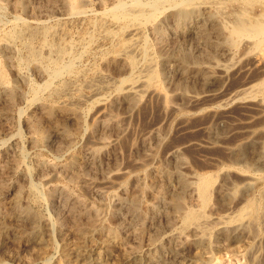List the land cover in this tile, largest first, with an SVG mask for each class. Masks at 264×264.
<instances>
[{"label": "rangeland", "instance_id": "obj_1", "mask_svg": "<svg viewBox=\"0 0 264 264\" xmlns=\"http://www.w3.org/2000/svg\"><path fill=\"white\" fill-rule=\"evenodd\" d=\"M78 1L82 4L81 14L70 12L66 0H0V64L7 77L6 85L14 90L10 98L6 92L2 93L0 85V180H3L0 183L3 185L0 186V217L6 225L0 236V264H57L63 242L72 245L75 240L74 223L62 206L64 198L69 203L97 208L100 216L94 218L98 221L102 218L107 226L120 228V237L111 242V251L105 253L114 264H153L155 254L159 255V264L186 263L188 260L190 263L201 254L206 256L205 261L212 258L217 264H252L251 249L258 250L261 262L264 261V208L258 226L250 229L249 237L241 240L216 229L209 234L212 242L206 248L196 242L192 236H198L193 232L183 240L172 239V232L181 226V218L172 214L167 202L159 199L160 193L171 197L180 191L179 173L191 179L198 173H215V188L206 207L209 214L225 212L249 197L264 202L261 194L264 190V156H260L258 142L264 131V94L248 92L244 94L245 100L241 95L230 99L238 94L243 80H253V84L259 77H264V53L261 61L258 58L264 45L257 46L252 37L236 38L233 43L227 41L229 28L240 11L256 18L263 12V5L243 7L239 0H193L187 7L198 6V13L181 22L176 16L179 7L167 1L155 18L142 24L162 74L163 90L170 98L171 105L167 106L153 89L144 92L133 104H129L124 93L115 90L121 77L130 73L128 64L114 53L117 41L108 38L92 23L117 0ZM16 16L32 25L39 22L55 25L62 41L70 45L79 73L56 79L52 86L57 87L66 79L67 92L58 95L47 89L41 98L30 100V87L44 84L48 75L34 64L19 65L16 53L4 45L3 34L14 25ZM128 35L126 33L125 37ZM35 42L39 44L38 39ZM183 53L192 54L196 60L184 62ZM138 57L140 59V55ZM143 67L140 60L133 74L140 73ZM91 80L100 88L89 95L91 88L87 83ZM172 106L179 109V114ZM108 111L112 116L110 122L102 125L99 119ZM248 135L256 140V144L247 149L246 160L235 162L238 147ZM102 138L111 143L104 144ZM92 145L98 148L90 157L86 149ZM175 147L181 148L182 161L172 157ZM140 163H147L145 170L138 167ZM27 167L31 170L30 176L25 175ZM248 175L260 177L259 181L252 180L256 186L249 190L246 187ZM43 177L52 179L63 189L57 191L53 199L46 197L47 200L36 202L29 194L28 183L30 179L39 182ZM121 181L124 186L118 185ZM223 184L229 191L221 196L219 189ZM17 185L21 186L18 191ZM47 187L45 185L44 191ZM99 189L115 191L123 198L140 195L141 210L148 218L137 224L128 214L119 212L118 200L113 193L103 197L97 193ZM183 196L187 205L198 207V200L190 189L184 190ZM17 201L30 204L33 210L51 221L66 220L62 234L54 232L55 247L50 246V251L42 253L43 256L29 247L32 245L28 236L24 234L22 239L17 238L20 231L29 229L23 230L14 216ZM152 203L159 209L153 219L148 208ZM44 238H49L46 231ZM74 261L70 264H83L85 260L80 257Z\"/></svg>", "mask_w": 264, "mask_h": 264}, {"label": "bare ground", "instance_id": "obj_2", "mask_svg": "<svg viewBox=\"0 0 264 264\" xmlns=\"http://www.w3.org/2000/svg\"><path fill=\"white\" fill-rule=\"evenodd\" d=\"M66 1L68 2L70 12H72L74 14H78V13L81 14L80 12L82 9V4L78 0H66ZM167 1L170 3H173L179 7L177 12H176V16H177L178 20H180L181 22L186 20V19L190 20L192 18V16H194L195 14L198 13V9H199L198 6L193 5V6L187 7L188 4L190 2H192L193 0H148V1H144V0H117L116 2H114V4L111 7H108L107 9L105 8L106 10L103 11V13H101L100 18L95 19V21H93L94 23H92L94 25V27L98 28V30L99 29L103 30L108 38L115 39V41H117V44L113 48L114 53L116 54V56L122 58L128 64L130 73L127 76L121 77V79L115 85V90H118L119 92L124 93L125 96L129 100L128 101L129 104H133V103L137 102L138 99L140 98V96H142V94L144 92H146L147 90L153 89L158 94H160V96L163 97L164 103L167 106L171 105V103L169 102L170 98L168 97V95L163 90V86L161 84L162 83L161 82L162 74L156 65V61H155V58L153 55L152 48L148 42V39L144 35V32H143L144 27L142 26V24L147 23L152 18H155L156 15L162 10L164 3ZM239 1H240V3H242L243 7H248L249 5L258 4V3L262 4L264 7V0H239ZM240 12L241 13H239V14L236 13V16H237V14H238V16H237V18H235L233 25L229 28V36L227 38V41L233 43V42H236V38L252 37V38H254V43L257 46L264 45V10L256 18L247 16L246 12H244V11H240ZM54 26L47 24L45 22H39L36 25L35 24L32 25L31 23L27 22L22 17L16 16L14 19V25L10 29L8 28V30H6L4 32L3 37H2L4 40V45L6 47H8L11 50V52L16 53L17 60H18L17 63H19V65L27 66L30 64H34L43 73H46L48 75L47 76L48 79L44 84L32 85L30 87L31 96H32L30 100H32V101H36L38 98H41L40 96H41L42 92L44 90H47V89H50V91L52 93L58 94V95H61L62 93L67 92L68 82L66 79H65L66 82H65V80L64 81L62 80V83L61 84L59 83L60 85H58V86L56 85L57 87H55V86L52 87L53 82L56 79H61L62 77L67 76V75L74 77L75 74L79 73V71L76 69V66H75V57L73 56V54L69 50L70 45H68L62 41L61 36H59L57 34L58 28H56ZM155 26H156V29L159 30V26H157V25H155ZM202 26H203V24H202ZM200 31L201 30H199V32ZM64 32H65V30H64ZM159 32H162V30L160 29ZM126 33L129 34L128 35L129 37H127V38L125 37ZM200 35H203V34H200ZM194 36H195V34H194ZM36 39L39 40V44H37L35 42ZM208 39H209V37H208ZM203 45H205V44H203ZM160 46H162V45H160ZM260 52H262V53H259L260 55L258 54L259 56L258 55L257 56H258L259 60L261 61L263 59L261 54L264 53V48H261ZM138 55H140V59H139ZM196 56H197V54H196ZM181 57H182V60L184 62H186L188 60H196L195 57L190 53H183ZM9 58H10V56H9ZM140 60H142L144 67L140 73L134 75L133 71L136 70ZM162 62H164V61H162ZM232 63H234V62H232ZM241 68H242V66H241ZM248 80H250V79H248ZM248 80L245 79L240 83V85L237 89L238 94L236 96H232V98H230L231 100L234 98H240V97H238L240 95H241V98H243V100H245L246 97L244 96V94H246L248 92L253 94V95L256 93H263L264 94V77H262V78L259 77L257 80L255 78L256 81L253 84H252L253 80H250V81H248ZM97 81L99 82V80H97ZM106 81H107V79H106ZM115 82H117V81H115ZM6 83H7V77H6V74L4 73V70L1 68V64H0V85H2V87H3V89L1 91L3 94L6 92V94H8V97L12 98L14 95V90L11 87L7 86ZM87 84L91 88V89H89V95L95 94L96 92H98L97 90L100 87L98 85H96V83H93L92 80H91V82H89ZM105 86H108V85L106 84ZM109 86H110V84H109ZM112 86H114V85H112ZM69 93H70V91H69ZM260 105H262V104H260ZM127 106H128V104H127ZM4 108H5V106H4ZM172 108L177 113L179 112V109L176 106H172ZM111 117H112L111 113H109V111H108V112L103 114V117H101V119H99V122L102 125H108ZM158 131H159V129H158ZM253 131H254V129H253ZM262 132H263V134H261V135H263V137L261 138L260 141L258 138V142H260V144L258 143L260 146L259 147L260 151H261L260 156H262V155L264 156V131H262ZM251 135L244 137L243 142H241V144L239 143L240 145L238 147L239 150L237 153L235 151H232V152L236 153L235 162L243 160L245 158L247 149L250 150V147H252L254 144H256L255 139H253V138L250 139ZM103 143L104 144H110L111 140L104 138ZM97 148L98 147L92 145L86 149V152L88 153V155H90V157L94 156L97 152ZM180 149L181 148H179V147H175L171 152L172 157L177 161H182ZM236 151H237V149H236ZM250 153H249V155H250ZM256 156L258 157V155H256ZM93 159H95V158H93ZM184 159H186V158H184ZM244 160H246V159H244ZM257 163H258V161H257ZM138 167H142L143 170H145L147 167V163H140V165H138ZM30 171L31 170L27 167L26 171H24L25 175L28 176L30 174ZM230 171H232V170H230ZM129 174L131 175L130 172H128V175ZM138 176H139V174H138ZM248 176L249 177L246 176L248 178V180L246 182V187L249 190L250 188H253L256 186V182L254 183L252 180L259 181L260 177L257 175H255V176L248 175ZM189 177H186L180 173L178 174V180L180 182L181 188H180V191L173 193L171 197L170 196L166 197L165 195H163L164 193L159 194V199H162V201L165 204L167 202L168 205L171 206V208L173 210L172 214H174V215L176 214L181 218V222H182L181 226H179L177 228V230L172 232V235H171L173 237L172 239L175 238L176 240H183L184 238L187 237L188 233L193 232L194 233L193 235L198 236V238L192 236L193 238H196V242H199L200 244H202V245L206 246V248H208L212 242V241H210L209 234L212 233L216 229H219V231L224 230V232L226 231L228 233L227 235H231V236L234 235V237L237 236L241 240H244L246 237H249L248 233H249L250 229L252 227L256 226L260 220V217L263 213L264 202L259 201V200H255V199L249 197V198H246L245 201L242 200L243 203L241 205L236 206V207L235 206L230 207L225 212H222V213L221 212H218V213L212 212L209 214L208 212L210 210H208V212H207L206 207L208 206V204L210 202V199L212 196V191L215 188V184H216L215 173H214V175L210 174V173H198L192 179H191V177L190 178ZM30 180L28 183L29 194H31V197L34 200H36V202L43 201L44 199H46V197L53 199L56 192L63 189V187H60L57 184L53 183L51 181L52 179H50V178H44L39 182H33ZM1 181L3 182V180H0V183H1ZM228 181H229V179H228ZM123 183L121 181L118 185H123ZM259 184H261V183H259ZM45 185L48 186L47 191H44ZM234 185H235V183L233 184L232 188H234ZM17 187H16V190L21 189V186L19 187L17 185ZM187 189L188 190L190 189L193 192V194L196 196V198L198 200V204H196V205L198 207H195V206L193 207V206H189V204L188 205L186 204V202L184 200L183 192H184V190H187ZM216 191H218V190H216ZM228 191H229V187L227 188V186H225V184L220 186L219 193L221 196L226 195L228 193ZM248 192H247V194H248ZM97 193L101 196H103L104 194L106 195V193L107 194L113 193L112 195L115 196L118 200L117 209L120 210L119 212L122 211V213L124 212V213L128 214V216L131 217V220L136 221L137 224L144 223L146 218H148L147 217L148 214L144 215L143 211L141 210V207H140V205H141L140 198L141 197H140V195H138L140 198L136 195L131 196V197H127V198H123L122 196H120L115 191H112V190L104 191L101 189L97 190ZM63 194H65V193H63ZM261 194L264 196V190H263V192H261ZM63 196H65V195H63ZM141 196H142V194H141ZM169 197H170V199H168ZM216 197H217V195H216ZM143 203H145V202H143ZM81 204L83 206L78 205V203L77 204L76 203H69L66 198L63 199V205L62 206H64V210L66 209L68 218H70V220L74 223L75 240L72 242V245H70L66 241L63 242L62 248H61V257L57 261V264H70L72 261L75 263L74 260L79 259L80 257H84L85 261L83 262V264H114V263H112L113 261H109L107 259L109 256L107 258L105 257V253L111 251V247H112L111 242L116 241L120 237V234H119L120 228L107 226L106 224H104V219H102V218H100L98 221L97 218H94L97 215H99L98 209L97 208L94 209L92 207L85 206L84 203H81ZM194 204H195V202H194ZM220 206H221V204H220ZM148 208L152 211V214L149 215L150 218L153 219V218H155L157 213L159 214V212H158L159 209H158L157 204H155V203L149 204ZM209 209H210V207H209ZM40 214L38 212H36L35 210H33L32 207L30 206V204H23L20 201H17L15 203V206H14L15 218L18 220V222L20 223V226L23 230L25 229V227L29 228V229L26 228L27 231H25V232L20 231L17 238L22 239L24 236H28L27 240L32 245L29 247H33V249L38 254L47 253L48 249H49V251L51 249L50 246L55 247L54 241H53L54 232L57 231L59 233L61 232V234H62L61 230L63 229L62 227L65 224L64 221H66V220L59 218L56 222H54V221H51L50 218L43 217ZM263 215H264V213H263ZM1 217H0V236H1V233L6 230V225H5V223ZM136 222H135V224H136ZM16 224H17V222H16ZM122 224L123 223H121V225ZM124 225H125V223H124ZM17 226H18V224H17ZM131 226H133V225H131ZM254 230H256V229H254ZM45 231L49 237L48 239L44 238ZM134 231H136V229ZM137 233L138 232L136 231V234ZM139 233L141 234V232H139ZM244 233H246V234H244ZM16 234H18V233H16ZM214 236H215V234H214ZM139 237H141V236H139ZM256 237H257V235H256ZM68 238H70V237H68ZM236 240H237V238H236ZM191 243H193V242H191ZM102 246H104V249H99ZM199 248H201V247H199ZM132 249H134V248H132ZM181 249H180V251H181ZM237 249H238V247H237ZM239 249H240V247H239ZM134 251H135V249H134ZM134 251H133V253H134ZM249 251H250L249 253L251 255L252 264H263L262 262H264V261L261 262V257H260V254H258V252H259L258 250L251 249ZM0 254H1V252H0ZM130 255L132 256V254H130ZM41 256H43V254ZM158 256H156V254L153 255V257H152L153 264H159V260L157 259ZM127 257H128V255L126 256V258ZM180 257H182V256H180ZM204 257H206V256L201 254L200 256L193 259L192 262L190 261V263H189L188 262L189 260L187 262H188V264H217V262L216 261L214 262L212 260V258H208L209 260L205 261ZM179 259H181V258H179ZM145 262H146V260H145ZM186 263L180 261L176 264H186Z\"/></svg>", "mask_w": 264, "mask_h": 264}]
</instances>
